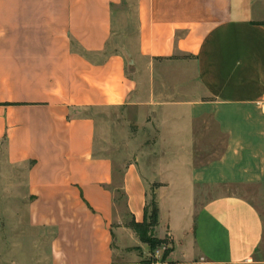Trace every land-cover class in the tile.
I'll return each instance as SVG.
<instances>
[{
    "label": "crops",
    "instance_id": "obj_1",
    "mask_svg": "<svg viewBox=\"0 0 264 264\" xmlns=\"http://www.w3.org/2000/svg\"><path fill=\"white\" fill-rule=\"evenodd\" d=\"M0 151L45 264H140L152 194L164 264H264V0H0Z\"/></svg>",
    "mask_w": 264,
    "mask_h": 264
},
{
    "label": "rangeland",
    "instance_id": "obj_2",
    "mask_svg": "<svg viewBox=\"0 0 264 264\" xmlns=\"http://www.w3.org/2000/svg\"><path fill=\"white\" fill-rule=\"evenodd\" d=\"M97 115L104 118L102 112ZM107 115H111L112 119L119 122L120 117H124L125 114L123 111L116 110L109 111ZM4 160L3 151H0V264H45L47 246L44 235L28 227L23 172L20 168L7 165ZM259 190L246 188L238 189V192L250 199L256 206L264 209L257 198ZM156 240L159 243L153 249L149 248L148 254L140 264L166 263L172 242L168 236ZM255 260L264 262V242Z\"/></svg>",
    "mask_w": 264,
    "mask_h": 264
},
{
    "label": "trees",
    "instance_id": "obj_3",
    "mask_svg": "<svg viewBox=\"0 0 264 264\" xmlns=\"http://www.w3.org/2000/svg\"><path fill=\"white\" fill-rule=\"evenodd\" d=\"M158 224V209L155 202V196L152 194L150 201L144 208V220L142 223L130 221L127 226L136 235L142 244H146L153 249L159 242L154 239L152 232Z\"/></svg>",
    "mask_w": 264,
    "mask_h": 264
}]
</instances>
